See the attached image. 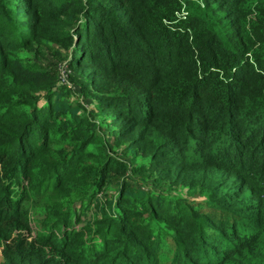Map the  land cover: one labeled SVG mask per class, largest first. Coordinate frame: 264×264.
Here are the masks:
<instances>
[{
  "label": "trees",
  "instance_id": "16d2710c",
  "mask_svg": "<svg viewBox=\"0 0 264 264\" xmlns=\"http://www.w3.org/2000/svg\"><path fill=\"white\" fill-rule=\"evenodd\" d=\"M0 249L264 264V0H0Z\"/></svg>",
  "mask_w": 264,
  "mask_h": 264
},
{
  "label": "rangeland",
  "instance_id": "374dc122",
  "mask_svg": "<svg viewBox=\"0 0 264 264\" xmlns=\"http://www.w3.org/2000/svg\"><path fill=\"white\" fill-rule=\"evenodd\" d=\"M62 79L65 81L63 76H62ZM68 85L72 88V90H74V91L78 90L76 85L74 83H72L71 81H69ZM32 224L34 225L33 230L35 232H37V230H38V228H40L41 224L39 223V225H37L36 222L34 221V218H33V223ZM0 260H1V249H0Z\"/></svg>",
  "mask_w": 264,
  "mask_h": 264
}]
</instances>
